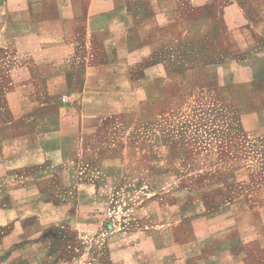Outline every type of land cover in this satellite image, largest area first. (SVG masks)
Wrapping results in <instances>:
<instances>
[{
    "label": "rangeland",
    "instance_id": "obj_1",
    "mask_svg": "<svg viewBox=\"0 0 264 264\" xmlns=\"http://www.w3.org/2000/svg\"><path fill=\"white\" fill-rule=\"evenodd\" d=\"M158 1L177 8L150 11ZM200 4L127 1L123 22L149 42L145 67L161 64L165 77L130 86L139 71L128 79L102 76L105 83L84 105L77 97L64 104L60 95L31 109L19 92V109L0 110L3 137L21 136L5 140L0 157V261L185 264L195 250L182 223L189 219L220 228L229 218V236L259 235L264 72H247L250 61L240 59L235 43L244 36L227 32L221 8ZM128 48L118 45L122 54ZM34 132L50 149L36 166L40 142L28 136ZM175 245L192 252L180 258ZM13 247L19 252L7 263Z\"/></svg>",
    "mask_w": 264,
    "mask_h": 264
},
{
    "label": "crops",
    "instance_id": "obj_2",
    "mask_svg": "<svg viewBox=\"0 0 264 264\" xmlns=\"http://www.w3.org/2000/svg\"><path fill=\"white\" fill-rule=\"evenodd\" d=\"M127 1L135 0H0V110L19 109V92L27 94L31 109L49 107L57 102L54 97L60 95L64 97V104L77 97L78 103L84 105L87 97L95 99L100 85L105 83L102 76L121 74L128 79L139 71L140 75L130 86L136 81L142 83L153 74L158 79L165 77L161 64L145 67L149 42L131 22H123ZM200 2L207 7L219 6L227 32L244 36L245 40L235 43L237 53L242 54L240 59L250 61L245 67L247 72L252 67L264 72V0ZM164 4L158 1L155 7L150 5V11L170 14L177 8L175 1L168 7ZM245 14H250V19ZM121 41L130 46L123 54L118 49ZM144 98L145 95L140 96V101ZM3 136L0 133V157L5 152V140L21 138L20 135ZM28 136L39 140L36 148H40L41 154L36 164L30 161L23 165L36 166L50 149L37 132ZM2 167L0 164V173L5 170L1 171ZM223 221L220 228L206 218L182 221L188 225L195 250L175 245L172 254L185 258L188 251L192 252L193 259L185 264H264V223L258 229V236L246 240L229 236L231 230L223 227L226 222ZM10 250L7 263L19 252L15 247Z\"/></svg>",
    "mask_w": 264,
    "mask_h": 264
}]
</instances>
